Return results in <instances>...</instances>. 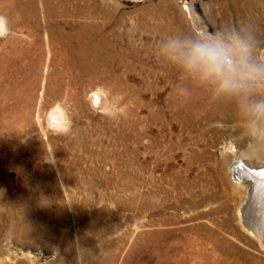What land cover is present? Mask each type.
Masks as SVG:
<instances>
[{
	"label": "rangeland",
	"instance_id": "1",
	"mask_svg": "<svg viewBox=\"0 0 264 264\" xmlns=\"http://www.w3.org/2000/svg\"><path fill=\"white\" fill-rule=\"evenodd\" d=\"M0 18V264H264L229 173L264 165V93L186 64L213 37L264 64V0H0Z\"/></svg>",
	"mask_w": 264,
	"mask_h": 264
},
{
	"label": "clouds",
	"instance_id": "2",
	"mask_svg": "<svg viewBox=\"0 0 264 264\" xmlns=\"http://www.w3.org/2000/svg\"><path fill=\"white\" fill-rule=\"evenodd\" d=\"M233 39L234 44L215 37L193 42L187 52V66L199 70L205 79L218 80L222 90L264 93V64L252 62L246 46ZM249 111L254 131L264 134V99L255 101Z\"/></svg>",
	"mask_w": 264,
	"mask_h": 264
},
{
	"label": "bare ground",
	"instance_id": "3",
	"mask_svg": "<svg viewBox=\"0 0 264 264\" xmlns=\"http://www.w3.org/2000/svg\"><path fill=\"white\" fill-rule=\"evenodd\" d=\"M4 30H5L4 20L0 19V33L3 32ZM63 45H66V44H63ZM92 47H94V45L91 44L90 40H85L83 43L77 46L76 48L77 54L80 52H83V55L84 53H87V52L91 53L94 51L92 50ZM74 52L76 53V51ZM91 99H92V102L97 106H102L106 102L105 96L101 92H96L95 94H93ZM230 103L232 102H228L229 105H232L230 106L232 110L233 107L235 106L234 104H230ZM235 113L236 114L229 113L230 116L228 117H230L231 119H237V120L239 118L241 119L244 117L241 115V112L238 114L237 112ZM49 122H50V125L55 128L66 129L67 127L66 117H65V113L61 106L58 105L56 106V108L52 110L49 116ZM254 145L255 147H260L264 149V137H262L260 140L255 141ZM229 173L232 177H234V180L236 181V183H242L246 186L245 197L241 205V211H240L241 220L245 228L248 229L249 233L255 236L260 242V244L262 245V243L264 244V165L253 166V165L248 164L246 161L240 160L238 157L234 156L230 164ZM22 227H23V230L26 229V225L23 224Z\"/></svg>",
	"mask_w": 264,
	"mask_h": 264
}]
</instances>
